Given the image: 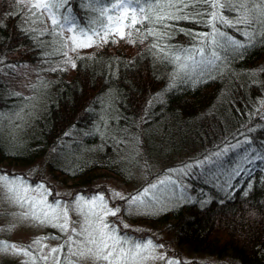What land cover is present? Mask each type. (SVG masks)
<instances>
[{
  "label": "trees",
  "instance_id": "1",
  "mask_svg": "<svg viewBox=\"0 0 264 264\" xmlns=\"http://www.w3.org/2000/svg\"><path fill=\"white\" fill-rule=\"evenodd\" d=\"M111 3L93 0L83 9L81 0H71L66 7H73L75 22L87 30L107 23L99 9ZM54 11L60 20L67 14L66 8ZM244 13L257 19L252 31L264 32L258 7ZM175 27L169 41L188 45L181 29L197 26L181 21ZM62 39L69 41L67 26L53 29L47 16L30 21L19 0H0V115L11 124L0 135L4 166L46 158L63 181L71 180L74 194L91 193L101 172L129 181L135 171L142 173L135 169L145 170L148 180L165 181L164 190L173 191L177 203L137 221L166 225L179 250L207 257L201 264H264V171L253 173L250 188L241 191L245 174L230 191L204 175L208 165L196 168L202 157L229 147L258 112L264 119V45L256 43L242 57L230 55L211 79L181 84L175 69L149 52L153 38L142 33L115 36L111 43L94 37L93 46L71 49L70 59L59 54ZM251 135L258 147L260 134ZM170 178L179 182V191Z\"/></svg>",
  "mask_w": 264,
  "mask_h": 264
},
{
  "label": "snow or ice",
  "instance_id": "2",
  "mask_svg": "<svg viewBox=\"0 0 264 264\" xmlns=\"http://www.w3.org/2000/svg\"><path fill=\"white\" fill-rule=\"evenodd\" d=\"M81 2L83 9H89L93 0H81ZM19 3L27 7L30 21L32 19L40 21L42 17L47 16L53 29L67 26L69 32L78 30L80 36L85 38L82 42L77 41L76 36H72L67 42L62 39L59 54L65 58H68L66 49L69 43L72 45V51H76L77 48L93 46L96 43L94 37H98L103 43L113 42L112 38L115 36H119L121 40L130 39L134 33H142L145 38L152 37L153 43L149 52H156L162 60L167 61L175 69L174 76L180 79L181 84L211 79L228 62L230 55L242 57L243 52L255 47L256 43L264 45V32L252 31V25L257 24V19L246 17L244 13L245 8L258 7L259 25L264 26V0H248L247 3L243 0L237 3L233 0H222V2L221 0H112L110 6L99 9L100 16L106 18L107 23L101 24L99 28L90 27L87 30L80 28L75 22V17L71 15L74 11L73 7H66L70 5L71 0H37L36 3H32L31 0H19ZM61 8H66L67 12L62 20L56 18L54 11ZM169 21L174 23L169 24ZM181 21L197 26L181 29V34L189 37L188 45L173 44L169 41L171 33L177 31L175 25ZM156 25L160 26V31L157 30ZM47 34L51 35L50 32ZM165 41L169 42L165 43ZM71 67L76 69L77 63L72 62ZM57 70L53 69V71ZM107 87L109 86H106V89ZM116 95H120L119 90ZM253 132L260 134L258 147L257 138L251 135ZM230 139L232 143L229 147L221 146L219 150L202 157L196 168L208 165L204 175L211 177L213 183L220 182L230 191H235L236 185L240 184L247 174V180H244L241 187L243 191L245 188H250L253 173L257 169L264 171V119L259 112L254 123L246 124ZM230 151L231 157L227 160L223 159ZM184 167L190 168L191 165ZM181 171L183 172V168ZM0 179L6 186L19 183L22 191L9 187V202L27 207L29 211L25 215L39 225H50L58 228L61 233H67L70 209L84 219L85 226L79 232L73 227L72 235L64 244L52 248L49 255H33V260L48 261L51 256L53 264H62L59 254L66 246L75 243L72 236L79 238L81 235H86L92 247L87 251L78 252L77 255L86 260L91 258L106 264H144L150 252L156 248H166L163 243H154L153 239L137 240L127 234H117L116 227L110 226L106 217L117 216L121 209L118 206L109 207V200L105 198L103 192L77 193L72 197L71 202L61 201L55 197L52 202H48L47 197L53 193L42 182L32 187L22 177L3 173H0ZM164 183L165 181H160L161 185ZM168 183L179 191L181 185L178 181L170 178ZM156 188L157 185L150 184V187H145L141 192L128 197H123L120 193L115 195L126 201L129 206L126 211L136 212L142 199L148 197ZM27 192L37 193L39 199L29 198ZM244 194L247 195V192ZM185 199L192 198L185 196ZM201 202V199L197 198L196 203ZM188 223L190 225L194 221ZM124 227L127 228V225ZM58 238V236L48 237V239ZM43 239L45 238L41 237L34 243L39 245ZM11 247V245L0 246L4 249ZM5 255H9L8 251H5ZM12 255L17 256L19 253ZM24 255H32V250H26ZM152 258L159 259L163 264H185L181 258L172 257L167 251ZM8 264H11V261Z\"/></svg>",
  "mask_w": 264,
  "mask_h": 264
},
{
  "label": "rangeland",
  "instance_id": "3",
  "mask_svg": "<svg viewBox=\"0 0 264 264\" xmlns=\"http://www.w3.org/2000/svg\"><path fill=\"white\" fill-rule=\"evenodd\" d=\"M68 33V40L72 36H76L77 41H80L78 35L74 32ZM69 53L72 54V45L69 43ZM32 80V77H28L27 81ZM23 85V84H22ZM21 87V86H20ZM19 87V88H20ZM22 89H26L22 86ZM39 99L36 96L33 103H38ZM33 106V105H32ZM9 119V118H5ZM13 122L15 120L13 119ZM11 126L10 122L4 121V116L0 115V133L7 130ZM18 129V128H17ZM134 147V146H132ZM4 174H12L13 176L22 177L27 180L30 186L34 187L37 183H44L48 186L53 195L48 196V202H52L53 198L60 199L61 201H72V197L75 195V186L71 184V180L63 181L62 175H57L53 172L46 158H41L34 161L32 164H9L4 166ZM142 169H145L142 167ZM142 173H132L130 180L123 179L113 174H98L91 182V193L103 192L105 198L109 200V207L118 206L121 211L117 216H107L106 221L110 226H115L117 234H127L132 239H153L154 243H163L166 248H156L153 252L148 254L144 264H163L159 259H153V256L164 254L165 251L172 257H179L185 264L191 261L193 258L196 263L201 264L200 261H206L207 257L192 256L186 251L179 250L180 248L176 244L174 235L170 232L166 225L161 226L156 222H143L137 221L136 218H142L144 216H152L164 209L171 208L176 205L177 199L174 197V192L169 193L168 190H164V184L161 185V177H155L148 180L145 174V170H138ZM148 175V174H147ZM11 179V177H9ZM150 184L157 185L156 189H153L148 197L142 199L137 206L136 212L126 211L128 204L125 200L116 196V193H120L123 197L137 194L145 187H150ZM9 187L16 188L18 191H22L19 183L16 185H5L4 181L0 179V237L3 238L0 246L11 245L10 249L0 248V257H4V262L8 264H53L51 256L48 261L33 260V255L45 256L49 255L50 250L54 247H59L64 244L71 233V229L75 227L79 232L81 228L85 226L84 219L76 211L70 209L68 212V232L61 233L58 228H54L50 225H39L35 221L29 220L25 215L29 209L27 207H21L18 204L9 202ZM80 193V192H79ZM169 193V194H168ZM58 194V195H57ZM77 194V193H76ZM167 194V195H166ZM26 195L29 198H37V193L27 192ZM165 195V196H164ZM127 225V228L124 227ZM129 229V230H128ZM91 231V229L89 230ZM51 236H58V239H48ZM44 237L41 243L38 245L34 241ZM75 243L70 246H66L59 254L62 264H106L103 261H97L95 259H84L77 255L78 252L87 251L92 245L86 239V235H81L79 238L72 236ZM111 243V242H109ZM31 249L32 255H24L25 251ZM5 251H8L9 255H5ZM12 253H19L17 256H13ZM223 264H229L227 261H222Z\"/></svg>",
  "mask_w": 264,
  "mask_h": 264
},
{
  "label": "flooded vegetation",
  "instance_id": "4",
  "mask_svg": "<svg viewBox=\"0 0 264 264\" xmlns=\"http://www.w3.org/2000/svg\"><path fill=\"white\" fill-rule=\"evenodd\" d=\"M0 173H3L4 174V161H1L0 160ZM1 242H3V238L2 237H0V243ZM0 245H2V244H0ZM0 250H2V249H0ZM5 262H4V257H0V264H4Z\"/></svg>",
  "mask_w": 264,
  "mask_h": 264
}]
</instances>
